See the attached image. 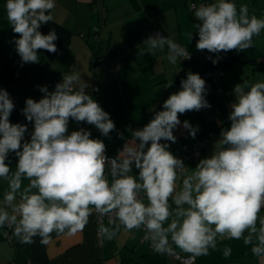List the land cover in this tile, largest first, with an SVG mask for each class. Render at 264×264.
Here are the masks:
<instances>
[{
	"label": "clouds",
	"instance_id": "obj_1",
	"mask_svg": "<svg viewBox=\"0 0 264 264\" xmlns=\"http://www.w3.org/2000/svg\"><path fill=\"white\" fill-rule=\"evenodd\" d=\"M55 7L56 0H5L7 20L19 34L14 44L21 66L38 63L40 49L57 53V32L40 30L55 21ZM190 8L198 21L196 48L215 53L208 57L213 64L222 53L254 47L253 37L264 31V18L249 15L247 4L238 9L236 0H206ZM144 44L150 55L166 48L173 65L191 57L188 48L159 32ZM37 87L42 97L26 98L21 110L31 129L10 120L15 103L0 88V182L6 184L0 228H11L22 244L39 236L47 245L53 233L77 237L95 212L108 219V226L99 225L98 236L109 241L121 228L142 229L155 252L172 254L175 247L198 257L217 250L219 241L243 240L254 256L264 258V81L235 85L230 128L222 129L212 154L191 170L170 151L169 142H176L174 130L181 124L193 138L197 135L198 126L182 123L181 114L211 107L200 74L189 71L180 90L149 123L132 131L114 157L90 130L69 132L70 120L93 125L103 137L116 129L79 72L64 73L52 91ZM12 155L18 158L14 171ZM231 253L230 246L222 250L225 258Z\"/></svg>",
	"mask_w": 264,
	"mask_h": 264
},
{
	"label": "crops",
	"instance_id": "obj_2",
	"mask_svg": "<svg viewBox=\"0 0 264 264\" xmlns=\"http://www.w3.org/2000/svg\"><path fill=\"white\" fill-rule=\"evenodd\" d=\"M204 2L206 0H56L52 15L74 30L71 43L62 47L52 62H48L43 49H40L38 63L21 66L14 44V37L19 34L12 31L4 10L5 0H0V35L5 48L17 68L28 69L32 73L27 80L11 85L7 90L23 97V109L26 98L39 100L42 97L38 85H47L52 91L64 73L79 72L90 84L86 91L110 113L116 129L110 137H103L93 125L85 122L76 124L70 120L69 132L80 127L90 130L94 138L104 141L107 155L114 157L131 138L132 131L149 123L154 112L162 110L163 102L180 90V82L189 71L204 78L202 70L209 52L196 48L199 36L195 24L198 21L190 8ZM242 3L248 5L249 15L264 18V0H236L238 9ZM155 30L188 48L192 62L178 60L176 64H170L166 48L155 55L146 53L144 41ZM253 40L254 47L232 51L264 61V31ZM243 81L249 84L264 81V69H254L253 63L241 60L232 62L223 68L222 77L212 79L211 88L206 87V98L211 107L180 115L182 123L188 120L194 127L198 126V132L193 138L181 124L174 130L176 142H169L170 151L182 158L190 170L200 159L212 154L222 129L230 128L228 117L235 100L233 89ZM210 132L215 135L207 137L202 153L196 159L188 160L190 150ZM17 159L11 156L13 171ZM138 171L133 169L134 174L138 175ZM23 183L27 185L28 181ZM5 188L6 184L0 182V198ZM261 215H264V209ZM103 224L108 226L107 221ZM98 228L94 212L77 237H58L53 233L52 241L47 245L40 242L39 236L34 237L31 244H22L11 228H0V264H184L171 254L155 252L150 241L144 239L142 229L129 232L121 228L109 241L98 236ZM7 232L11 237L6 235ZM225 246L232 249L228 258L222 254ZM174 250L182 256H191L178 248L174 247ZM194 258L193 264H264V258L254 256L251 246L244 245L243 240L219 241L217 250Z\"/></svg>",
	"mask_w": 264,
	"mask_h": 264
},
{
	"label": "trees",
	"instance_id": "obj_3",
	"mask_svg": "<svg viewBox=\"0 0 264 264\" xmlns=\"http://www.w3.org/2000/svg\"><path fill=\"white\" fill-rule=\"evenodd\" d=\"M55 21H49L47 24H42L41 29H40L44 34H47L49 31L53 29L58 34V39L57 41H55V43L57 44V48H58L57 53H49L46 50H43L47 57L48 62H52L55 60L61 48L64 47L65 45L70 44L75 34L73 29L67 27L62 22H59L57 20ZM154 32H153V35H154ZM209 55L213 57L216 56L215 53H211V54L208 53V57ZM221 56L222 58L216 64H213L212 61L207 58L206 62L204 63L205 66L202 72H204L205 70H212V71L218 70L220 72H223L224 67H227L228 65H230L232 62L236 60L253 63L254 69H264V61H258L254 58L249 57L245 53H238V52L230 50L227 53H222ZM191 59L187 61L186 63H191L192 62ZM222 75L221 76L217 75V76H214L213 78H220L222 77ZM31 76H32V73L28 69L17 68V66L15 65L13 61V58L8 54L5 48L4 42H3V38L0 35V82H1L0 88L8 89L11 85L25 81ZM213 78L208 79L211 82V85H212ZM205 81H207L206 78H205ZM10 95L15 103V108L10 116V120L13 123H26L28 124V126L32 127V123L26 120L25 116L22 114V111H21L23 97L20 94L10 93Z\"/></svg>",
	"mask_w": 264,
	"mask_h": 264
},
{
	"label": "built area",
	"instance_id": "obj_4",
	"mask_svg": "<svg viewBox=\"0 0 264 264\" xmlns=\"http://www.w3.org/2000/svg\"><path fill=\"white\" fill-rule=\"evenodd\" d=\"M195 5V4H194ZM196 6V5H195ZM157 32H159L160 34H162V35H164L163 34V32H161V31H158V30H156L155 32H154V34H156ZM165 36V35H164ZM191 59V57L190 58H188V59H183L184 61H189ZM223 74V72H220V71H218V70H216V71H212V70H205L204 72H203V76H204V78H206L207 79V81H206V87L207 88H211V82L208 80L209 78H213L214 76H217V75H222ZM213 135H215V133H213V132H210L206 137H203V138H200L199 140H198V142H197V144L190 150V152L188 153V155H187V159L188 160H192V159H196L201 153H202V150H203V147L205 146V142H206V139H207V137H209V136H213ZM96 217H97V221H98V223H99V225L101 224V223H104V222H108V219H107V217H103V218H99L97 215H96ZM8 228V227H7ZM9 229V228H8ZM7 236H9V237H11L10 235V232H7V234H6ZM8 237V238H9ZM172 256H174L175 258H177V259H179L181 262H183L184 264H193V262H194V260H195V258L194 257H192V256H182L180 253H178L177 251H175L174 250V252L171 254Z\"/></svg>",
	"mask_w": 264,
	"mask_h": 264
}]
</instances>
